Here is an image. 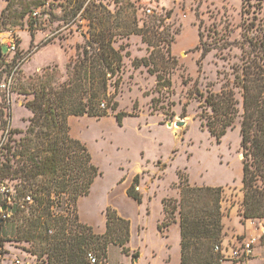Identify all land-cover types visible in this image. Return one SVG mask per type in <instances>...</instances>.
<instances>
[{"label": "rangeland", "instance_id": "obj_1", "mask_svg": "<svg viewBox=\"0 0 264 264\" xmlns=\"http://www.w3.org/2000/svg\"><path fill=\"white\" fill-rule=\"evenodd\" d=\"M90 1L100 5V11L113 15L108 17V25L115 26L126 17L133 20L134 16L142 32L113 45L116 49L122 46L123 55L129 52L128 57H123L124 72L114 98L118 103L116 112L128 114L121 125L116 122V112L110 111L99 119H68L70 135L86 145L101 173L88 196L76 203L79 222L102 235L104 211L110 207L130 223V264H179L178 227L172 224L159 232L157 225L164 218L161 200L178 197L181 172L192 186L223 188L221 222L222 233L227 236L225 244L234 236L237 247L256 238L252 254L257 245V258L251 264H263L264 247L260 249L258 245H264V222L259 225L262 220H244L241 216L240 117L234 128L217 141L200 127V99L188 96V92L197 89L204 95L217 94L227 84L230 89L231 67L248 51L246 37L263 31L264 4L260 0H87L85 6ZM5 4V0H0V13ZM45 9L59 20L41 15L42 26L33 38L24 21L22 28L0 32V146L7 143L9 136L18 140L31 118L23 106L24 97L15 91L17 80L25 81L47 66H57L64 74L65 65L76 59L81 52L77 48L89 38L88 24L79 19V14L70 19L58 6ZM142 35L150 46L142 42ZM47 39L51 43L40 47ZM10 45H15L14 53L9 50ZM133 59H169L167 63L158 62V73L170 81V90L165 88L158 93L156 74H149L144 67L134 69ZM109 90L114 91L113 87ZM181 121L183 126L167 127L168 123ZM12 130L22 134L11 135ZM136 176L135 190L141 195V204L126 195ZM5 185L12 189L11 182L6 181ZM3 189L0 187L1 193ZM246 223L257 227L260 237L246 236ZM32 251L28 243L0 240V264H10L15 258L23 264H35ZM87 253L93 251L89 249ZM135 253L138 257H133ZM105 261L123 264L126 256L113 246Z\"/></svg>", "mask_w": 264, "mask_h": 264}, {"label": "trees", "instance_id": "obj_2", "mask_svg": "<svg viewBox=\"0 0 264 264\" xmlns=\"http://www.w3.org/2000/svg\"><path fill=\"white\" fill-rule=\"evenodd\" d=\"M86 1L5 0L0 13V32L22 28L24 21L31 38L42 26L41 15L59 20L51 11H45L53 6L60 7L70 19L79 14L89 28L88 41L77 48L81 52L65 65L64 74L57 66H47L25 81L17 80L15 91L24 97L23 106L31 118L18 140L9 136L7 143L0 146V187L4 188L0 207L4 215L9 214L6 219L0 218V240L30 244L37 259L35 264H88L89 249L96 264L107 263L110 245L129 255L130 223L114 209L107 207L104 211L102 235L94 234L91 227L78 220L76 203L88 196L101 173L86 145L70 135L68 119H99L109 111H117L114 98L124 72L123 57H128L129 52L123 55L124 48L113 45L130 35H141L142 29L134 16L133 20L126 17L110 26L108 17L113 15L100 11V5L91 1L85 6ZM260 2L264 4V0ZM246 40L248 51L231 67L230 89L227 84L219 93L205 95L194 89L188 96L199 97L200 127L217 141L234 128L240 117L241 216L244 220H264V27L261 33ZM142 42L151 45L143 35ZM50 43L51 40H44L40 47ZM159 61L169 59L131 62L134 69L144 67L149 74H156L158 93L171 88L170 81L158 73ZM126 116L127 113L116 112L118 125ZM10 133L22 134L17 130ZM6 181L12 183V189L5 185ZM137 185L136 176L126 195L141 204ZM177 195L175 199L161 200L164 218L157 230L163 232L178 223L179 264H221L223 258L214 247L220 245L223 235V188L192 186L187 176L178 172ZM133 257H138L137 253Z\"/></svg>", "mask_w": 264, "mask_h": 264}, {"label": "built area", "instance_id": "obj_3", "mask_svg": "<svg viewBox=\"0 0 264 264\" xmlns=\"http://www.w3.org/2000/svg\"><path fill=\"white\" fill-rule=\"evenodd\" d=\"M147 13L150 14L151 10L148 9ZM9 50L14 51L15 45H10ZM4 191V189L2 190ZM6 217H9V214L4 215L3 208L0 207V218L6 219ZM264 234V230H261V235ZM260 237V235H259ZM256 238H252L248 241H243L240 247L235 246H227L226 249H224L220 243V245L214 247V251L216 253H220V255L223 258V261L221 264L229 262V264H244L252 257V246L256 242ZM86 259L88 261V264H96L97 259L92 253H87ZM10 264H23V262L20 259H13ZM105 264V263H102Z\"/></svg>", "mask_w": 264, "mask_h": 264}, {"label": "crops", "instance_id": "obj_4", "mask_svg": "<svg viewBox=\"0 0 264 264\" xmlns=\"http://www.w3.org/2000/svg\"><path fill=\"white\" fill-rule=\"evenodd\" d=\"M264 222V220H262V222L261 221H258V223H259V225H262V223ZM174 226H177L178 227V229H179V225H178V223H176V224H174ZM257 231H258V229H257V227H252L249 223H246L245 225H244V233L246 234V236H248V237H250V236H254V237H259V234L257 233ZM223 233H224V231H223ZM233 238H234V240H233ZM232 239H230V240H232V241H230V240H228V244L227 245H231L232 247L233 246H235L236 245V239H235V236L233 237ZM229 239V238H228ZM226 240H227V236L225 235V233L223 234V236H222V240H221V245H222V247L224 248V249H226V247H227V245L225 244L226 243ZM231 242V243H230ZM258 242H259V240H258ZM179 243H180V232H179ZM129 245V244H128ZM179 246H180V244H179ZM257 246V245H256ZM254 247V250H253V254H252V259L250 258L247 262H245L244 264H251L252 263V261L254 260V259H256L257 258V255H256V252H255V250H256V248L257 247ZM259 246V248L261 249L262 247H264V245L262 244H259L258 245ZM110 247H113V246H110ZM109 247V248H110ZM108 248V249H109ZM118 248V247H117ZM119 249V248H118ZM120 250V249H119ZM126 256V255H125ZM263 259H264V257H263ZM129 261H128V257L126 256V261L125 262H123V264H130V262L128 263ZM262 262H263V264H264V261L262 260ZM106 264H108V262L106 263ZM133 264H137V261H134L133 262ZM223 264H229V263H223Z\"/></svg>", "mask_w": 264, "mask_h": 264}, {"label": "water", "instance_id": "obj_5", "mask_svg": "<svg viewBox=\"0 0 264 264\" xmlns=\"http://www.w3.org/2000/svg\"><path fill=\"white\" fill-rule=\"evenodd\" d=\"M1 56V55H0ZM185 123L183 121L181 122H176V123H168L167 127H172V126H183Z\"/></svg>", "mask_w": 264, "mask_h": 264}]
</instances>
